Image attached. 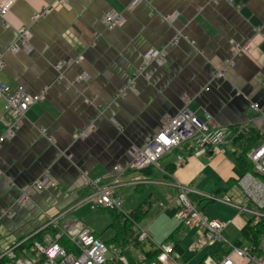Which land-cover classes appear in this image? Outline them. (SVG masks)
I'll return each mask as SVG.
<instances>
[{"label":"crops","instance_id":"0c3cea01","mask_svg":"<svg viewBox=\"0 0 264 264\" xmlns=\"http://www.w3.org/2000/svg\"><path fill=\"white\" fill-rule=\"evenodd\" d=\"M8 1L13 4L0 17V80L31 95L46 92L28 109L12 137L6 133L13 119L3 104L0 108V253L31 235L42 233L44 240H51L57 232L81 228L67 219L98 189L112 186L115 178L119 182L112 193L123 188L135 209L146 206L143 221L153 209L174 218L170 199L177 194V183L189 189L188 199L208 219L231 223L224 234L239 236L246 212L208 197L246 204L238 183H232L235 131H253L259 138L255 147L264 144V0H68L64 6L55 0H0V4ZM43 8L46 13L38 17ZM108 14L121 15L122 24L105 29L102 20ZM20 29L29 32L30 52L11 51L18 46ZM234 45L248 50L224 77L214 78L213 69L229 59ZM149 51H162L165 62L146 65ZM121 89L127 91L117 98ZM185 106L199 119L209 117L212 125L225 129L224 142L200 156L185 143L156 167L129 170L132 148ZM83 131H89L88 136L77 138ZM117 166L121 172L114 170ZM95 180L97 189L87 185ZM34 183L42 189L31 188ZM26 191L29 201L21 204L19 198ZM125 204L123 199L122 209ZM74 206L58 220L60 228H47L50 220ZM163 218L160 239L164 238L156 244L175 246L170 241L174 239L180 246L176 240L180 230L195 231L175 218L177 226ZM260 255L264 262V238Z\"/></svg>","mask_w":264,"mask_h":264},{"label":"built area","instance_id":"2783aa9c","mask_svg":"<svg viewBox=\"0 0 264 264\" xmlns=\"http://www.w3.org/2000/svg\"><path fill=\"white\" fill-rule=\"evenodd\" d=\"M58 5L64 6L68 0H55ZM136 3L144 2V0H135ZM13 2L8 1L0 4V17H4L8 12ZM47 9L43 8L38 17H42ZM123 19L121 15H106L102 23L107 30H113L121 25ZM29 32L26 29L18 31V46L11 47L12 52L24 51L30 52L28 47ZM247 46L234 45L230 51V57L221 66L213 69V77L221 78L225 76L228 68H234L236 59L246 53ZM146 65L157 63L159 65L165 62V54L162 51H149L144 56ZM2 62L0 60V70ZM140 71V70H139ZM127 89H121L117 98L122 97ZM46 91L39 94L31 95L25 92L22 87L15 90L0 80V102H3L4 110L13 119V123L9 126L6 133L12 137L18 131L21 121L24 119L28 109L41 102ZM251 109L257 111L255 105L250 106ZM43 134V132H41ZM89 131H83L78 134L77 138L84 139L88 136ZM228 135L227 131L217 125H212V119L207 117L201 120L196 117L187 107H183L176 115L166 119L164 123L158 127L155 132L147 137L143 144L132 148L130 151V162L128 169L132 171L141 170L147 167H156L159 161L170 154L172 151L182 148L185 143H190L193 148V155L200 156L207 149H215L222 144ZM44 136V134L42 135ZM50 140V139H49ZM248 160L253 167V173L245 174L239 180L241 192L245 195L246 204H233L228 198L215 199L208 197L211 200L221 201L239 212L248 215L258 216L255 211L247 208V202L252 203L258 208L264 207V186L259 178H264V144L258 145L248 154ZM115 171L121 172L117 166ZM97 182L87 181V185L97 189ZM118 179L115 178L112 186L98 189L91 195L86 202H89L97 209H102L110 212L119 211L121 209V201L112 193V188L118 185ZM33 189L41 190L42 186L39 183L32 185ZM177 194L171 199L170 204L174 207V218L179 225L186 228H194L197 232L196 241L189 247L188 253H194L201 250L203 247L214 243L225 242L222 237V232L229 226L230 222L208 219L202 212L197 210L187 197L188 188L175 184ZM29 201L28 192L22 193L19 198V203L26 204ZM61 213L54 221H49L50 226H57L58 220L65 217L68 212ZM6 213H3V216ZM2 216V217H3ZM61 234L54 237L53 240H44L42 244H35V254L26 257L25 255L17 257L13 248H8L0 253V260H4L2 264H128L122 256V251L111 250L107 246L95 238L94 235L86 231L83 227L71 228L63 236L70 243L71 247L65 249L57 243ZM150 237L145 228H138L137 241H149ZM155 249L160 252V255L165 257L167 264H178L176 259L179 255L175 251L172 243L156 244ZM231 253L237 258L246 260L248 264H264L262 259L248 255L245 250L232 248ZM159 255V256H160ZM157 264V263H150ZM205 264H215L207 260ZM221 264H234L230 257L224 259Z\"/></svg>","mask_w":264,"mask_h":264},{"label":"trees","instance_id":"16d2710c","mask_svg":"<svg viewBox=\"0 0 264 264\" xmlns=\"http://www.w3.org/2000/svg\"><path fill=\"white\" fill-rule=\"evenodd\" d=\"M235 138L233 140V146L235 147V153L230 155V160L234 165V174L236 179L232 183L237 184L240 178H242L246 173L252 172V165L247 158V154L257 145L258 135L253 131H235ZM264 185V178L260 179ZM145 204V203H144ZM148 204V203H146ZM249 209L255 211L258 216L248 215L247 221L242 229L239 231V238L235 241L234 244H221L217 252L211 255V259L214 260L216 264H220L225 258L230 257L234 264H238L237 261H242L244 264H248L246 260L237 258L234 256L231 251L232 248H238L245 250L248 255L259 258L260 255V244L264 238V207L254 208L253 205H248ZM110 213V212H109ZM111 215V222L108 228H112L115 232L114 237L109 242H104L106 245H109L113 241H117L122 248L129 246L130 240L137 239V232H132V227L134 224L138 225L141 223L147 215L146 206L140 205L133 212L128 213L126 216L122 214ZM51 228V227H50ZM130 231V232H129ZM56 234V233H55ZM53 234V236L55 235ZM45 234L38 233L36 235H31L27 237L26 241L20 244H16L17 247L14 248V254L20 256L22 253L26 252L27 254L33 256L35 253L34 244H40L44 240ZM97 237V236H96ZM98 238V237H97ZM120 241V242H119ZM175 244V251L180 255L184 253L183 249L177 244L174 239H171ZM60 244L65 249L71 247L70 243L63 236L58 240ZM133 252L131 250L124 249V257L126 258L129 264H140V263H154L157 261L160 252L158 250L148 251L143 255V259L136 262L133 259ZM209 257L206 255L203 257L200 264H204V261ZM3 260L0 261V264ZM242 263V264H243Z\"/></svg>","mask_w":264,"mask_h":264},{"label":"rangeland","instance_id":"374dc122","mask_svg":"<svg viewBox=\"0 0 264 264\" xmlns=\"http://www.w3.org/2000/svg\"><path fill=\"white\" fill-rule=\"evenodd\" d=\"M3 103L0 102V108ZM119 192H115V195H118V198L121 201L123 199L126 201V204L123 205V209H120L118 212L115 211L113 214H127L129 212H133L135 209V204L133 201V198L130 199L127 198V194L124 193L123 188H119ZM144 204V203H143ZM138 206V205H137ZM156 209V208H155ZM159 210H151L147 219L138 225H135L132 227V232L135 233L137 231V228L144 227L147 230L148 235L151 237L152 244L160 243L161 240L164 238L162 237L160 239V236L164 233V228L165 225L162 223L164 221L163 217H166L172 226H177L175 224V220L172 217L170 219L167 216L164 215H158ZM163 216V217H161ZM68 222H78L81 226L84 227L86 231L89 233L97 236L98 239H100L102 242H109L112 240V238L115 235V232L112 228H108L110 222H111V215L109 212L101 209L95 208L92 204L88 203L85 204L84 206L80 207L77 209L76 214L73 217H70L67 219ZM175 221V222H174ZM130 232V231H129ZM162 233V234H161ZM222 236H226L225 241L228 243H235V240L239 238L238 234L234 233H223ZM197 237V232L196 230H188V229H182L180 230L179 237L176 235V240L179 241L180 247L184 250V255L181 256L180 258L176 259L178 264H200L202 261L203 257L206 256L207 254L209 255L211 252L215 250V248L220 247L221 244H213L212 247H204L200 251L196 252L195 254H188L187 250L188 248L196 241ZM120 242V241H119ZM156 242V243H155ZM118 242L113 241L109 245H107V248L109 251L115 250L119 252V249H121L120 245L117 244ZM129 246L132 248L130 249L134 254H133V259L138 262L139 260L143 259V255L147 253L148 251L153 250V246H151L148 241L144 243H139L136 240H130ZM213 250V251H212ZM165 257L163 255H160V257L157 259V264H167L165 262ZM141 264H150V263H141Z\"/></svg>","mask_w":264,"mask_h":264},{"label":"bare ground","instance_id":"6f19581e","mask_svg":"<svg viewBox=\"0 0 264 264\" xmlns=\"http://www.w3.org/2000/svg\"><path fill=\"white\" fill-rule=\"evenodd\" d=\"M149 179V178H148Z\"/></svg>","mask_w":264,"mask_h":264}]
</instances>
